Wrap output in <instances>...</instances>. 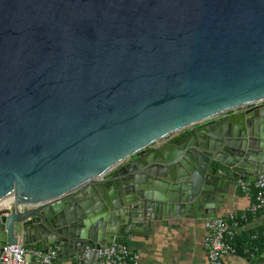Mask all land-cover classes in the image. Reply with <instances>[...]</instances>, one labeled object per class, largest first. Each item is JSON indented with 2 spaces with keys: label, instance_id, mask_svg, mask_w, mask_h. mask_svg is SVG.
<instances>
[{
  "label": "water",
  "instance_id": "obj_1",
  "mask_svg": "<svg viewBox=\"0 0 264 264\" xmlns=\"http://www.w3.org/2000/svg\"><path fill=\"white\" fill-rule=\"evenodd\" d=\"M260 175L264 0H0V257L98 264Z\"/></svg>",
  "mask_w": 264,
  "mask_h": 264
},
{
  "label": "crops",
  "instance_id": "obj_2",
  "mask_svg": "<svg viewBox=\"0 0 264 264\" xmlns=\"http://www.w3.org/2000/svg\"><path fill=\"white\" fill-rule=\"evenodd\" d=\"M231 115L233 114H228L222 119H226ZM184 133L179 136L184 135ZM172 136L166 140L164 139L162 141L164 143H158L152 145V147L158 148L169 143ZM254 196L255 192L253 190L248 196L242 190L238 195L232 191L229 200L219 209L218 217L231 213L241 216L247 215L249 208L254 203ZM205 222L204 219H177L171 220L170 223L164 226H153L148 230V233L143 230L138 233L139 235H135L127 231L122 235L123 243L127 245L133 254L138 256V264H208V258L204 250ZM262 232H264V213L250 216L249 221L239 230L238 236L258 235ZM55 247L53 245L50 249ZM259 254L258 262L257 259H250L241 253L226 256L224 260L228 264H264V249ZM76 262V259H74L71 264H76Z\"/></svg>",
  "mask_w": 264,
  "mask_h": 264
},
{
  "label": "built area",
  "instance_id": "obj_3",
  "mask_svg": "<svg viewBox=\"0 0 264 264\" xmlns=\"http://www.w3.org/2000/svg\"><path fill=\"white\" fill-rule=\"evenodd\" d=\"M244 110L246 109L229 114H236ZM176 137L177 135L173 138ZM158 142L154 145L158 144ZM219 172L223 173L222 170H219ZM241 190L246 196L249 195L251 190L255 192L254 203L249 208L248 215L256 216L264 213V175L258 176L256 181L251 184H243ZM7 216V211L0 212V225ZM247 218L246 215L241 216L231 213L205 222L204 250L208 258V264H227L224 260L226 256L238 254L232 242L242 228V222H247ZM257 237V235H254L252 239L255 240ZM94 252L95 249L87 247L76 259V264H90ZM58 253V247L43 253L33 246H24L18 242L4 247L0 257V264H54ZM98 253V264H138V256L133 254L125 243L118 240H115L109 248H101ZM245 255L250 259L256 260L255 254L250 249L245 251Z\"/></svg>",
  "mask_w": 264,
  "mask_h": 264
},
{
  "label": "trees",
  "instance_id": "obj_4",
  "mask_svg": "<svg viewBox=\"0 0 264 264\" xmlns=\"http://www.w3.org/2000/svg\"><path fill=\"white\" fill-rule=\"evenodd\" d=\"M185 134H187V133H185ZM219 169L222 170L223 172L225 171V168H223L221 166L219 167ZM246 216L248 217L247 218V222H248L251 215L249 216L248 213H247ZM247 222H245V221L242 222L241 227L243 225H245V223H247ZM254 235H256V234H253V235L251 234L249 236L248 235L238 236V234H237V236L234 239V241L232 242V244L236 247V249H237L239 254L241 253V254L245 255V251L247 249H250L251 252L255 254L257 262H258V260H259L258 257H260L259 253L261 252V250L263 251V249H264V247H263V244H264V238H263L264 232L258 234L257 235L258 237L255 240L252 239V237ZM122 237L123 236H121L117 240L120 241V242H124Z\"/></svg>",
  "mask_w": 264,
  "mask_h": 264
},
{
  "label": "bare ground",
  "instance_id": "obj_5",
  "mask_svg": "<svg viewBox=\"0 0 264 264\" xmlns=\"http://www.w3.org/2000/svg\"><path fill=\"white\" fill-rule=\"evenodd\" d=\"M11 203H12V202L7 203V204L1 206V207H0V210L3 209V208H4V209H7Z\"/></svg>",
  "mask_w": 264,
  "mask_h": 264
},
{
  "label": "rangeland",
  "instance_id": "obj_6",
  "mask_svg": "<svg viewBox=\"0 0 264 264\" xmlns=\"http://www.w3.org/2000/svg\"><path fill=\"white\" fill-rule=\"evenodd\" d=\"M179 135H180V134H179ZM167 138H169V137H167ZM167 138H165V140H166ZM171 139H174V138H173V136H172V138H171ZM162 141H163V140H162ZM162 141H161V142H158V143H160V144H161V143H162ZM156 145H157V144H156ZM4 210H5V209L3 208V209H1V210H0V212H5Z\"/></svg>",
  "mask_w": 264,
  "mask_h": 264
}]
</instances>
